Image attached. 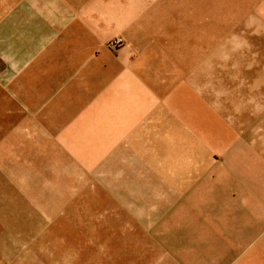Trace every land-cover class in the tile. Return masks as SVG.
Masks as SVG:
<instances>
[{
	"label": "crops",
	"instance_id": "0c3cea01",
	"mask_svg": "<svg viewBox=\"0 0 264 264\" xmlns=\"http://www.w3.org/2000/svg\"><path fill=\"white\" fill-rule=\"evenodd\" d=\"M166 2L169 1L0 0V62L3 64L0 88L7 90L5 93L12 97L13 103L19 105L16 107L19 115L14 111L15 117L33 120L29 127L39 134H58L66 128L68 136L73 137L69 139L71 144L80 146L79 150L87 147L83 159L92 157L115 163L128 160L134 145L151 143L152 137L154 143L161 142L187 153L189 161L196 164L189 167L187 191H169L156 182L145 165L138 167L141 171L145 169L141 177L152 178L164 194L155 205L163 216L157 230L166 231L163 239L173 244L171 253L182 264H264V113L252 107L257 104L264 107V75L253 74L249 84L258 90L248 97L241 95L242 87L237 82V86L235 82L231 84L229 87H236V91L225 96L217 111L215 99L209 97L211 115L215 122L220 120L217 122L220 131L203 133L204 144L199 141L204 139L200 137L203 135L191 127L194 123L184 120L181 113L177 116L169 111L163 100L154 104L140 101L137 110L143 115L137 121L130 115L131 120H127L124 128L114 125L113 113L117 115V111L106 113L117 110L112 94L121 83L129 85L130 79L139 80L147 70L156 69L163 76L159 87L165 84V72L174 73L176 67L181 68L179 44L178 51L175 46L165 51L148 41L157 40L160 30L157 22L150 24L149 8L166 7ZM190 2L191 23L195 25L199 21L206 25L230 24L238 25L233 32L264 33V0ZM169 3L170 7H176ZM146 9L144 18L140 15ZM117 36L126 41L118 55L109 47V42ZM210 45L214 46L213 40ZM205 52L203 47L194 56L204 59ZM188 65L191 70L196 67L192 63ZM197 70L191 78L199 84ZM173 73L168 72L169 77ZM128 104L131 109L132 103ZM25 114L31 118L20 117ZM93 119H99L103 128ZM153 125L155 129L151 128ZM102 134L105 138L99 141L96 135ZM248 138L254 143L248 142ZM198 156L204 157L201 165L197 163ZM204 193L211 197L208 203L211 222L207 238L201 241L195 229L193 202ZM187 199L191 202L193 220L189 223V246L181 237L187 226L181 208L186 206ZM168 209L172 211L167 213Z\"/></svg>",
	"mask_w": 264,
	"mask_h": 264
},
{
	"label": "rangeland",
	"instance_id": "374dc122",
	"mask_svg": "<svg viewBox=\"0 0 264 264\" xmlns=\"http://www.w3.org/2000/svg\"><path fill=\"white\" fill-rule=\"evenodd\" d=\"M167 1L176 7L166 2V7L149 8L150 24L157 22L160 30L157 40L148 41L165 51L173 50L174 46L178 51L179 44L181 68L176 67L174 73L165 72L163 86L157 87L163 76L156 69L147 70L139 80L130 79L129 85L121 83L112 94L117 110L106 113L117 111V115L113 113L114 125L124 128L131 120L130 115L133 121L143 115L137 110L140 101L154 104L163 100L169 111L177 116L181 113L184 120L194 123L191 127L198 134L220 131L217 127L220 120L215 122L212 118L208 99L213 96L217 111L225 96L236 91V87H229L234 82L242 87L241 95L248 97L252 92L255 95L258 89L249 81L253 74L264 75V38L237 37L264 36V33L233 32L238 25L230 24L206 25L199 21L195 25L191 23L190 0ZM147 10L140 16L145 18ZM125 46L126 42L113 52L118 55ZM203 47L206 57L194 56ZM187 63L196 67L191 70ZM196 69L199 84L191 78ZM168 72L174 76L169 77ZM5 92L8 93L0 88V264H182L171 253V241L163 239L166 231L157 230L163 216L155 205L164 194L152 178L141 177L145 169L141 171L138 167L145 165L156 182L169 191H187L189 167L196 165L189 161L187 153L161 142L154 143L152 137L151 143L134 145L128 160L115 163L92 157L83 159L87 147L79 150L80 146L71 144L69 139L73 137L68 136L66 128L58 134H39L29 127L33 120L15 117L19 115L16 110L19 105ZM256 106L253 109L264 113L262 104ZM20 117L31 118L29 114ZM93 120L103 128L99 119ZM96 136L99 141L105 138L104 134ZM200 137L204 138L199 139L204 144L205 136ZM168 143L172 144L171 139ZM213 154L217 159V153ZM203 158H198V165L203 164ZM250 189L253 191V187ZM210 200L204 193L193 202L195 229L201 241L210 230ZM181 209L187 225L181 237L189 246L191 202L187 199Z\"/></svg>",
	"mask_w": 264,
	"mask_h": 264
},
{
	"label": "built area",
	"instance_id": "2783aa9c",
	"mask_svg": "<svg viewBox=\"0 0 264 264\" xmlns=\"http://www.w3.org/2000/svg\"><path fill=\"white\" fill-rule=\"evenodd\" d=\"M125 39L122 36H117L112 41L109 42V47L112 49H120L125 45Z\"/></svg>",
	"mask_w": 264,
	"mask_h": 264
}]
</instances>
